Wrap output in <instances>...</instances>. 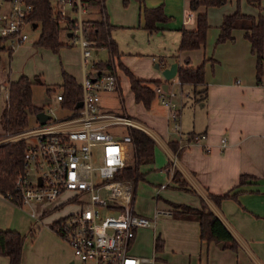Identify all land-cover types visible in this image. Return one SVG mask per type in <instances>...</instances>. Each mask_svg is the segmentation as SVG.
Instances as JSON below:
<instances>
[{"label":"crops","instance_id":"1","mask_svg":"<svg viewBox=\"0 0 264 264\" xmlns=\"http://www.w3.org/2000/svg\"><path fill=\"white\" fill-rule=\"evenodd\" d=\"M126 1L123 0V2ZM139 1L137 22L142 29H145L143 13L145 8L163 5L165 13L173 18L167 24L160 25L162 30L151 34V36H161L170 31L160 42H154L157 45V51L160 54H167L166 56L169 58L166 59L165 55H160L159 59L162 58L164 68L175 61L180 67L186 64L187 59L190 60V66L196 67L206 60L207 98L200 102H195L192 99L193 105L188 108L192 90L188 91L189 96L186 97L182 109L181 134L173 130L169 121L168 108L161 103L158 96L153 100L150 108H146L142 102L136 101L130 80L121 70L118 72L119 89L114 92L119 96L121 106L119 109L109 108L103 97L101 104L106 110L131 116L155 140L154 161L141 166L144 177L138 181L150 182L147 180L148 172L153 170L152 166H159V169L154 168V170L159 171L156 173L160 175L161 182L152 184L153 191L151 192L157 204L155 212H153L154 216L157 210H169L172 206L169 202L200 208L201 199H204L209 208L219 216L233 234L238 242V249L224 248L223 245L215 242H202L199 222L176 218L172 212L163 214L161 222L164 229L159 234L156 231V223L162 214L158 215L151 226L140 228L134 246L135 243L143 242L144 245L143 247L139 246L140 249L149 250L146 249V234H153V255L141 253L153 257V264H264V84L256 82V56L251 51V43L245 37L243 29L234 31V40L216 45L223 17L233 13L236 8L227 4L229 5L227 10H224L226 5L216 8L202 7L199 11L194 12L190 10L191 0H149V5L145 4V0ZM105 8L113 26L112 38L119 45L115 30L118 27L133 26L135 23L134 21L125 23L122 20H117L120 18L119 11L115 12L112 9L110 0L105 1ZM202 11L207 12L210 23L206 45L199 49L177 53L181 40V29L183 27L195 29L197 14ZM258 13L259 11L248 14L257 16ZM136 16L135 14V19ZM93 19L98 18L93 17ZM23 46L24 44L20 45L14 51ZM78 48L80 49L79 53L82 54V49ZM99 49L95 48L94 50L98 53ZM133 53L143 54L136 48L134 52L128 53V56ZM174 54H178L176 60L172 57ZM154 57L157 59L153 55L151 63H155V67L157 62L153 59ZM127 58L129 57L124 54L121 56L122 62L137 77L149 81L160 80L161 84L165 83L162 73L150 75H148L149 73H145L146 75L136 73L129 66ZM64 70L73 75L80 83V76L82 79L84 77L83 54L81 68ZM122 75L128 78V91L132 97L131 106L124 96ZM176 79L178 80L177 77ZM11 80L16 79L10 78L9 69L5 81L8 83ZM30 80L34 82L33 79L30 78ZM195 103L198 106H194ZM222 138L227 139L225 147L222 145ZM144 166L149 167L150 170L144 171ZM175 172H179L177 179H174ZM242 174L251 177L238 188L239 192L236 196L226 198L220 203H216L209 197V192L223 194L236 186ZM177 180L185 181L187 187L193 188L197 193L178 187ZM16 207L13 208L14 212H21L24 206L17 205ZM137 213L148 218L154 217ZM24 223L27 228V219ZM7 228L23 234L18 227L21 231L16 228ZM7 228L0 227V229ZM26 235H24L25 241ZM158 236L163 243L159 250L161 257L157 256L158 251L155 249V239ZM134 246L133 252L136 254ZM169 246L171 249H168ZM71 261H73L71 254L65 252L58 256L52 264H69ZM0 264H9V258L0 254ZM22 264H27V250L24 248Z\"/></svg>","mask_w":264,"mask_h":264},{"label":"built area","instance_id":"2","mask_svg":"<svg viewBox=\"0 0 264 264\" xmlns=\"http://www.w3.org/2000/svg\"><path fill=\"white\" fill-rule=\"evenodd\" d=\"M56 18L64 35L83 54L84 77L81 81L82 107L59 121H47L33 129L8 137L26 139L24 169L15 182V192L4 196L18 205L32 209L31 217L41 220L48 212L36 206L54 203L64 193L79 210L52 223L51 228L72 248L82 264H153L154 258L136 255L134 242L140 228L154 224L153 218L137 213L134 205L137 183L116 178L133 157V139L129 132L141 128L131 116L106 110L101 104L102 93L117 92L118 76L112 71H99L91 61L95 41L87 36L86 27L98 8L92 0H52ZM34 5L29 0H0V39L12 50L29 39L28 30H36L39 22L32 19ZM75 15L72 16L70 12ZM100 14V13H99ZM36 24V26H34ZM156 60V58H153ZM89 64L91 67L88 68ZM161 69L164 65H160ZM163 84L155 86L161 103L168 108L169 121L181 134V114L189 92ZM0 92L9 99V85L0 84ZM62 99V95H58ZM225 147L227 139L222 138ZM101 147L102 163L95 165V147ZM61 206V203L56 207Z\"/></svg>","mask_w":264,"mask_h":264},{"label":"trees","instance_id":"3","mask_svg":"<svg viewBox=\"0 0 264 264\" xmlns=\"http://www.w3.org/2000/svg\"><path fill=\"white\" fill-rule=\"evenodd\" d=\"M106 0H92L93 6L98 8L100 17L92 19L89 26L86 27L87 36L95 41V48H106L109 53V59L95 61L94 67L99 71L109 70L120 78L118 72L123 71L130 80L131 89L137 102H142L146 108L151 107V103L156 98L155 86L162 83L160 80H144L137 77L121 60L123 55L119 49L117 41L112 38V24L108 19L105 8ZM231 0H191L190 10L196 12L202 7H220ZM233 13L223 17L219 27V34L216 39V45L228 40H234V31L243 29L245 37L251 43V51L256 56V82L264 84V7L262 0H247L254 7H257L259 13L256 15L244 13L240 10L239 2ZM34 5L32 19L41 23L42 31L36 45L50 48L54 52H59L61 47L68 45L63 41L64 29L56 18L57 14L52 0H29ZM144 28L150 33L162 30L161 24H167L173 18L164 11V6L159 5L153 8H145ZM210 23L206 11L198 12L197 26L195 29H181V40L178 52L199 49L204 47L207 42ZM7 52L9 58L12 57L13 50L6 46V42L0 39V70L2 66V54ZM175 60L178 54L172 56ZM158 63L161 65L163 61ZM190 60L178 69L177 78L182 86L192 88V99L195 102L205 101L208 95V86L206 83V60L196 66H190ZM63 93L62 106L72 111L74 115L79 108L77 104L82 99L81 84L76 78L63 70ZM33 83L27 75H21L16 80L8 82L9 99L8 105L1 114V123L3 131L0 132V194L6 196L9 192H15V182L17 177L24 169V154L27 147L26 139L7 140L8 137L20 134L29 127V114L37 113L43 110L33 103L32 92ZM133 139V157L127 162L125 168L116 176L121 179H131L136 183L142 179L144 174L141 172V166L154 161L155 140L143 129L132 128L129 130ZM179 172L174 173V179H177ZM250 175L242 174L239 183L223 194H213L209 192V197L216 203H220L226 198L236 196L238 188L244 184ZM178 187L192 193H197L193 188H188L185 181L177 180ZM176 210L172 214L176 218L196 220L200 224V237L202 242L220 243L223 242L224 248L232 250L238 249V242L223 223L208 206L204 199H201V207L196 208L188 204L169 202ZM25 236L16 230L0 229V254L9 258V264H22L23 248ZM162 239L158 236L155 239V249L162 248Z\"/></svg>","mask_w":264,"mask_h":264},{"label":"rangeland","instance_id":"4","mask_svg":"<svg viewBox=\"0 0 264 264\" xmlns=\"http://www.w3.org/2000/svg\"><path fill=\"white\" fill-rule=\"evenodd\" d=\"M110 2L112 9L115 12L119 11L120 18L117 20H122L125 23L134 21L135 23L133 26L118 27L114 32L118 37L119 47L122 54L129 57L127 58L129 66L133 68L136 73H141L143 75H146L145 73H149L148 75L154 73L161 74L162 69H156L154 67L155 63H151V57L155 55L157 57V63L160 59L162 60V58L159 59L160 55H165L166 59L169 58L168 56H166L167 54H160V52L157 51V45L154 42H160L163 37L167 36L166 34L170 33V31L161 36H151V34H149L145 29H142L140 26H138L137 19L139 13L138 7L140 5L139 0H127L126 2H123V0H110ZM145 4L149 5V0H145ZM227 4H230L234 8H237L236 0L228 1L223 6H226ZM228 6L229 5L224 7V10H227ZM239 6L240 10L243 12L256 13L259 11L257 7L251 6L247 2V0H240ZM262 6L264 7V0H262ZM69 12L72 16L75 15L73 12ZM135 14L137 15L136 19L134 17ZM92 17L99 18L100 14L97 11H94L92 13ZM213 18L214 16L212 11V19ZM41 31L42 27L41 23H39V26L36 30L31 28L28 30L29 39L24 43V46L22 48H19L15 51L13 50L14 53L12 52L13 55L11 58H9L7 52H4L2 54L0 83L3 86L6 85L5 80L7 79L9 69L11 79H18L20 75L25 73L35 82L33 83L32 89L33 103L49 113L51 115L52 121H59L72 115V111L68 108H64L62 106V102L58 99V95L63 93V88L61 85L63 70L66 69L68 71L71 69L76 70L81 68L82 54L79 53V46L72 45L65 35H63V41L68 45L61 47L59 52H54L50 48H44L36 45V42L39 40V37L41 35ZM136 48L142 51L143 54L133 53L131 55L129 54L130 56H128V53L134 52V49ZM92 52L93 55L91 61H105L109 59V53L106 48H100L98 53H96L94 49ZM89 67H91V64H89L88 68ZM4 69L8 70L5 71ZM79 79L81 83L82 77L80 76ZM171 81H173V83L170 84L171 87L173 86L175 90L180 91L181 88L177 84V79L174 78ZM122 86L124 88V96L127 100V103L129 104V106H131L130 102H132V97L130 96L128 91V78L124 75H122ZM182 89L185 92L192 90L190 86H182ZM190 93L192 95V91ZM102 97L103 100L107 101V106L109 108L119 109V107L121 106L119 96L114 92L102 93ZM7 105L8 103L5 93L0 92V132L3 131L1 114L3 112V109ZM192 105L193 101L191 98L189 99L187 107L190 108L189 106ZM194 106L198 105L195 103ZM37 125L38 120L36 117V113H30L28 129H33ZM94 149L96 152L94 163L95 165H99L102 163V156L99 155L101 147L98 146ZM131 159L132 157H130L128 161L130 162ZM151 168L153 170H150L149 167H143L144 171L150 170L147 175V180L150 182H146V180L138 182L134 205L137 212L149 216H154L153 212H155L157 204L155 198H153L151 195V192L153 191L152 184L161 182V177L158 173H156L159 171L154 170V168L159 169V166L156 165L155 167L152 166ZM68 196L69 193H64L57 201L52 204L44 203L42 205L36 206L38 212H43V210L45 209V211L48 213L43 216L41 220H35L30 216L32 209L29 206L19 205L24 206L22 207V211L14 212L13 208L18 204L11 202L0 194V227H10L16 229L20 228L24 235L27 234L24 246V249L27 250V264H52L54 261H56L58 256L62 255L65 252H69L71 254V258L73 259V261H75V264H81L79 259L75 257L73 250L70 248V246L67 245L66 241H64L51 228L52 223H54L55 221H58L66 215L79 210L78 205L70 202H64L65 200H67ZM60 203L61 206L56 207ZM175 210L176 209L171 206L168 211L173 212ZM162 216L163 213L159 216L156 223L157 234H159L164 229V225L161 222ZM26 219L27 228L24 223ZM145 243L146 249L149 250L143 251L140 249V247H143L144 245L143 242H141L140 244L135 243L134 251L136 252V255H140L141 253L151 256L153 255V234H146ZM168 249H171V246H169ZM157 256L161 257V251L157 252Z\"/></svg>","mask_w":264,"mask_h":264},{"label":"water","instance_id":"5","mask_svg":"<svg viewBox=\"0 0 264 264\" xmlns=\"http://www.w3.org/2000/svg\"><path fill=\"white\" fill-rule=\"evenodd\" d=\"M34 26H36V24H34ZM155 67L157 69L161 68L159 63H157ZM178 69H179V64L176 61L171 63L166 68L162 69L161 73H162L163 78L165 79V83L163 84V87L166 90L168 89V81H171L172 79L177 77ZM82 105H83V103H82V101H80L77 104V107L80 108V107H82ZM36 117H37L38 122L41 125L46 124L47 121L51 119V115L49 113H47L46 111H44V110H41V111L37 112L36 113ZM219 244L223 245V242H220ZM73 263H74V261H71L69 264H73Z\"/></svg>","mask_w":264,"mask_h":264}]
</instances>
